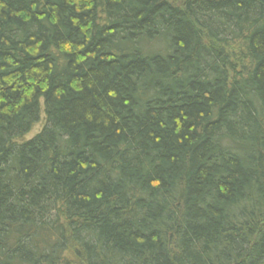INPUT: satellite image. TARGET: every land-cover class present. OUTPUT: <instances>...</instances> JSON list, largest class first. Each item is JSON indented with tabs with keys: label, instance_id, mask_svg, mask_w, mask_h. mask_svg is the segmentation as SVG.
Returning a JSON list of instances; mask_svg holds the SVG:
<instances>
[{
	"label": "trees",
	"instance_id": "obj_1",
	"mask_svg": "<svg viewBox=\"0 0 264 264\" xmlns=\"http://www.w3.org/2000/svg\"><path fill=\"white\" fill-rule=\"evenodd\" d=\"M0 264H264V0H0Z\"/></svg>",
	"mask_w": 264,
	"mask_h": 264
},
{
	"label": "rangeland",
	"instance_id": "obj_2",
	"mask_svg": "<svg viewBox=\"0 0 264 264\" xmlns=\"http://www.w3.org/2000/svg\"><path fill=\"white\" fill-rule=\"evenodd\" d=\"M40 115H42L41 116V118H40V121H39V123H37V124H35L34 125V128L30 131V133L29 134H27L26 136H24L23 137V139H29V138H31L33 135H35V133L36 132H39L40 130H41V126H42V124H43V122H44V115L41 113Z\"/></svg>",
	"mask_w": 264,
	"mask_h": 264
}]
</instances>
